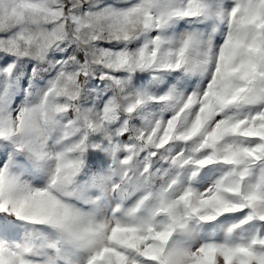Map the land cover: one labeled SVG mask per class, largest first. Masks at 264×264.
Masks as SVG:
<instances>
[{
	"label": "clouds",
	"instance_id": "9594fccd",
	"mask_svg": "<svg viewBox=\"0 0 264 264\" xmlns=\"http://www.w3.org/2000/svg\"><path fill=\"white\" fill-rule=\"evenodd\" d=\"M0 264H264V0H0Z\"/></svg>",
	"mask_w": 264,
	"mask_h": 264
}]
</instances>
